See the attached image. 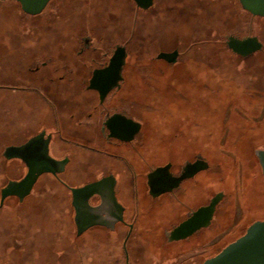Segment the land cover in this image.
<instances>
[{
  "label": "flooded vegetation",
  "instance_id": "flooded-vegetation-1",
  "mask_svg": "<svg viewBox=\"0 0 264 264\" xmlns=\"http://www.w3.org/2000/svg\"><path fill=\"white\" fill-rule=\"evenodd\" d=\"M212 1L222 6L219 33L234 23L236 0H110L106 6L112 2L115 15L104 27L73 9L88 0H49L38 13L8 0V15L16 11L20 28L8 32L12 61L8 85L0 89L37 100L43 115L37 124L26 125L34 126L33 131L6 145L26 146L25 158L8 159L17 160L20 173L7 182L24 178L33 159L39 168L46 167L45 158L58 162L39 173L22 198L7 197L8 237L0 238V264H202L256 219H264L262 206H256L261 210L257 218L244 210L247 193L227 185L205 186L206 173L221 172L211 151L222 145L220 101H251V83L221 76L219 47H173L169 38L173 16L195 19ZM66 8L70 11L62 12ZM69 23L75 27L65 28ZM54 31L50 44L47 37ZM14 34L24 44H11ZM222 36L230 68L237 60L252 65L250 59L264 57V42L257 34L229 30ZM253 37L261 46L247 54L229 45L231 38ZM175 69L186 76H177ZM174 79L198 85V91L179 88ZM231 84L239 92L220 94ZM259 94L263 99L264 92ZM206 99L217 100L218 108L205 113ZM241 107L235 113L241 124L228 133L245 132L247 110ZM34 137L39 140L28 145ZM236 140L227 145L245 142ZM256 175L264 176L261 166ZM106 178L85 198L91 216L100 212L106 224L78 234L73 189ZM111 190L116 202L110 199ZM213 201L206 221L205 208Z\"/></svg>",
  "mask_w": 264,
  "mask_h": 264
},
{
  "label": "rangeland",
  "instance_id": "rangeland-1",
  "mask_svg": "<svg viewBox=\"0 0 264 264\" xmlns=\"http://www.w3.org/2000/svg\"><path fill=\"white\" fill-rule=\"evenodd\" d=\"M108 1L110 2V0H88L87 4L75 5L73 9L76 13H86L88 20H94L93 22L100 23L101 26L104 27L107 19L113 17L115 15L114 10H116L112 2L110 6H106L109 3ZM80 6H84V9L76 11ZM69 11V8L62 10L64 13ZM222 21H224L222 6L217 2H213L209 7L206 5L203 9V13H198L195 19L191 17L182 18L173 16L170 21L171 30L169 27L167 30H170L169 38H171L173 47L178 46L185 48L188 44L204 46L205 49H208V47H219L221 51L220 56L222 58L218 59L217 63L221 70V76L237 80V82L244 80L247 83H251L249 84L252 88L249 92L253 94L251 101L248 99L244 100L243 97L238 99L229 97V100H225L228 98L225 97L220 101L222 104L219 108L221 121V133L219 137L222 145L219 149H213L211 151L215 152V157H212L214 162L221 164V172L220 175L212 172L206 173L205 186L214 188L219 184L221 187L227 185L232 188L236 187L241 193L243 192V194L247 193L246 195L248 199H245V202L243 201L245 206L244 210H247L248 214L251 212L253 217L257 218L261 217V210H257L256 206H262L264 208V176L256 175V171L260 170V165L255 154L256 149L264 148V96L263 99H260L259 96V93L264 92V57L258 56L250 59L249 62H252V65L246 64L245 61L237 60L234 66H232L233 68H230L228 62L231 58L229 57L230 55L227 52V49L222 47V44L224 43L222 35L224 31L235 30L242 34H257L264 42V19L251 16L242 8L239 0H236L235 16L232 20L234 23H231L230 26L226 25L225 28L217 33V30H219L217 25ZM16 23V11H12L8 15V0L2 2L0 4V85H8V64L12 61L8 56V32L12 35L13 31L16 32L17 28H20ZM38 23L41 24V28L44 29V23L42 20L38 19ZM131 26L132 24H129V27H127L131 29ZM74 27V23H69L65 26V28L68 29ZM54 34H56L55 31L51 32L50 36L47 37V41L49 39L51 40V42H49L50 44H52V35ZM14 35L15 37H11V44H24L21 36L18 37L16 34ZM202 60L206 61V58H202ZM179 70L175 69L174 73H178L177 76L179 77L182 75L185 77L186 74L184 72V74L181 73ZM4 78L6 79L4 80ZM174 80L179 88H188L195 92L198 91V85H191L189 82L180 79ZM235 84H231V88L229 87L227 89L224 87L225 85L221 86V88L225 89L220 90V94H231V96H233V93L239 92V86H235ZM210 90H212L211 86ZM245 91L246 90H243L244 93ZM201 92L206 94L207 90L204 89L203 91L201 90ZM206 101L208 102V105L205 104V113L208 112L209 107L218 108L214 105L215 102L217 103V100L213 101L206 99ZM194 103L197 102L194 101ZM240 106L247 110V116H244L246 122H243L246 125L245 127L243 126L245 132L243 131L238 135L234 132L228 133L227 130L233 131L234 127L232 125L241 124L240 120H236L235 114L240 109ZM40 114L43 115L42 104L38 103L37 100H27L23 94L16 92L8 93V89H0V190L8 179L17 178L20 173L16 159L8 160L3 157L2 152L4 146H6L12 138L19 139L14 136H22L33 131L34 126L30 125L29 127H26V125H28L29 122L37 124ZM161 119L164 120L162 116ZM36 127L37 125L35 128ZM238 128L243 129L239 126ZM235 138L237 140H245V142L241 146L229 147L228 145L230 141ZM1 211L0 238L4 239L8 237V198L0 212ZM262 214L264 217V213ZM240 217L241 215L239 212L238 218ZM246 220L247 216L245 215L244 218H242V225ZM258 220L260 219H256V221ZM101 236L109 238L111 235L102 233ZM224 241L222 240L221 242L223 243ZM81 249L83 253L84 248L82 247Z\"/></svg>",
  "mask_w": 264,
  "mask_h": 264
},
{
  "label": "water",
  "instance_id": "water-1",
  "mask_svg": "<svg viewBox=\"0 0 264 264\" xmlns=\"http://www.w3.org/2000/svg\"><path fill=\"white\" fill-rule=\"evenodd\" d=\"M17 1L21 3L22 8L26 12L38 13L45 7L49 0ZM239 2L244 10L249 11L253 15L264 17V0H239ZM229 45L238 52L247 54L251 51L257 50L261 46V42L256 37L243 40L231 38ZM174 55L175 53H173V56ZM38 140L39 137H34L30 140L28 145ZM24 148H26V146H6L3 150V156L6 159H23L25 158L23 154ZM255 154L259 160L264 175V148L256 149ZM49 158H45V168H39L37 160L33 159V162H29V171L24 178L19 181L11 180L7 182V184L1 189L0 204H3L4 200L9 195H18L21 198L26 195L32 188L39 173L43 171H51V163L58 162L57 160ZM108 180L109 179L107 178L101 179L84 187L73 189L77 202L76 222L78 234H81L92 225L106 224L102 220L100 212L91 216L92 211L87 207L85 198L91 191L103 186ZM109 195L110 199L116 202L114 191L111 190ZM214 203L215 201L205 208V212H207L205 218L206 221H208V217H210ZM202 264H264V219L252 223L243 235L226 245L216 255L206 259Z\"/></svg>",
  "mask_w": 264,
  "mask_h": 264
}]
</instances>
